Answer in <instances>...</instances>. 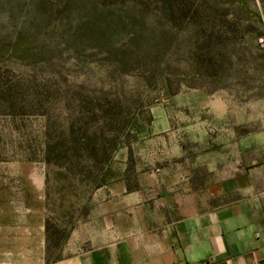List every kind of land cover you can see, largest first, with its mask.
I'll return each instance as SVG.
<instances>
[{"label":"rangeland","instance_id":"1","mask_svg":"<svg viewBox=\"0 0 264 264\" xmlns=\"http://www.w3.org/2000/svg\"><path fill=\"white\" fill-rule=\"evenodd\" d=\"M263 161L264 0H0V264Z\"/></svg>","mask_w":264,"mask_h":264},{"label":"crops","instance_id":"2","mask_svg":"<svg viewBox=\"0 0 264 264\" xmlns=\"http://www.w3.org/2000/svg\"><path fill=\"white\" fill-rule=\"evenodd\" d=\"M202 198L163 194L128 206L121 233L49 264H264V161L238 170ZM217 201V204H214Z\"/></svg>","mask_w":264,"mask_h":264},{"label":"trees","instance_id":"3","mask_svg":"<svg viewBox=\"0 0 264 264\" xmlns=\"http://www.w3.org/2000/svg\"><path fill=\"white\" fill-rule=\"evenodd\" d=\"M46 230H47V235H48V233H49V226H48V223L46 222ZM49 239H47V244L49 245ZM48 249V248H47Z\"/></svg>","mask_w":264,"mask_h":264}]
</instances>
